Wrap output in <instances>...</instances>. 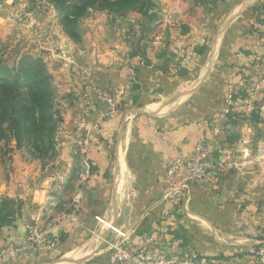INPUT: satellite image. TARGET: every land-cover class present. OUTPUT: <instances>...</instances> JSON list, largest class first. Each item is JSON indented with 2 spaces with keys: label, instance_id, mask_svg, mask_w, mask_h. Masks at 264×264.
<instances>
[{
  "label": "crops",
  "instance_id": "0c3cea01",
  "mask_svg": "<svg viewBox=\"0 0 264 264\" xmlns=\"http://www.w3.org/2000/svg\"><path fill=\"white\" fill-rule=\"evenodd\" d=\"M253 2L230 0L225 27L192 21L177 6L171 21L163 14L113 44L96 40L98 55L74 61L92 94L70 119L72 139L89 141L77 151L86 161L83 180L67 192L78 156L68 145L52 178L37 179L27 167L3 185L0 245L23 241L27 248L0 264H108L119 243L152 255L248 264L259 242L244 231L264 226V194L247 191L264 192V164L246 168L249 150H230L232 136L222 128L224 109L246 100L242 83L260 66L247 39ZM202 140L213 144L208 180L180 203L168 201V164Z\"/></svg>",
  "mask_w": 264,
  "mask_h": 264
},
{
  "label": "rangeland",
  "instance_id": "374dc122",
  "mask_svg": "<svg viewBox=\"0 0 264 264\" xmlns=\"http://www.w3.org/2000/svg\"><path fill=\"white\" fill-rule=\"evenodd\" d=\"M64 3L68 4V0H0V61L11 69L17 67L23 57L39 58L44 63V72L52 85V96L49 98L52 107L48 108L52 119L47 118L44 121V111L39 108L36 126L33 127L30 121L21 123L20 141L14 137L9 130L8 121L5 120L11 109L5 115L4 111L8 106L6 103L1 105L0 190L11 180L19 179L20 177L14 176H20L27 167L29 172L36 174L37 179L42 176L52 178L55 171L53 169L59 165L58 159L63 148L70 145L72 155L73 151L74 155H78L77 151L83 152L82 146L86 148L82 141L72 139L74 125L70 124V119L77 117L79 104L89 105L88 99L92 94L87 90L88 76L78 78L84 73L83 65L76 67L74 61L80 58L83 60V57L89 60V55H93L95 51L98 55L99 45L94 44L96 40L113 44L119 39L129 37L133 29L152 24L162 18L163 14L165 21H171L173 14L170 12L177 6L182 7L192 21H217V27H225L228 18L221 19L230 7V0H88L84 8L68 12L76 19V23L68 24L60 10ZM246 10L252 15V27L247 31L248 44L251 45L256 36L264 38V0H254ZM137 33L131 38H137ZM250 49L252 50L251 47ZM252 53L257 55L255 57L259 56L260 66L256 71L250 70L253 78L248 77L242 83L241 90L246 92V100L241 98V103H229L231 113L226 116L222 129L229 137L232 136L227 139L230 142L229 149L249 150L253 156H246L249 163L245 167L258 171L264 164V51L252 50ZM101 94L103 96V92L99 93ZM6 99L4 102H7ZM39 127L44 129L37 131ZM243 136L247 140L241 142ZM74 161V172L66 180L69 184L67 192L73 190L74 181L83 180L84 177L82 173L83 166L86 165L85 159L78 155ZM47 170L48 176L43 173ZM257 191L264 194L262 190L247 192L256 194ZM259 229L263 233L252 237L259 242L256 245L257 250L246 259L243 257L248 264H264V226ZM248 230L249 232L244 231L248 236H252L253 231H258L257 228ZM173 259L175 264L230 262L227 259H211L198 255H176Z\"/></svg>",
  "mask_w": 264,
  "mask_h": 264
},
{
  "label": "built area",
  "instance_id": "2783aa9c",
  "mask_svg": "<svg viewBox=\"0 0 264 264\" xmlns=\"http://www.w3.org/2000/svg\"><path fill=\"white\" fill-rule=\"evenodd\" d=\"M253 38L251 48L253 51H264V38L256 36ZM230 101V98H228ZM227 101V102H228ZM229 103V102H228ZM231 103V102H230ZM249 106V103H247ZM231 113L228 106L224 109V114ZM217 134L216 128L213 129V136ZM85 146H89V141H85ZM213 144L209 141H199L192 154L186 159H174L167 166V174L164 182L165 197L173 203H180L186 193L193 185L206 183L210 172L215 163L212 160ZM246 232H249L246 229ZM263 230L253 231L252 236L257 237ZM27 245L22 241L20 245L6 243L0 245V262L7 261L15 257L19 252L25 250ZM173 257L161 255H152L146 253L142 248L131 246L129 244H114L109 252L108 264H175Z\"/></svg>",
  "mask_w": 264,
  "mask_h": 264
},
{
  "label": "trees",
  "instance_id": "16d2710c",
  "mask_svg": "<svg viewBox=\"0 0 264 264\" xmlns=\"http://www.w3.org/2000/svg\"><path fill=\"white\" fill-rule=\"evenodd\" d=\"M87 1L68 0V4L64 3L60 6L66 23H76L75 17L68 12L84 8L87 6ZM43 68L44 63L39 58L23 57L17 67L11 69L0 61V110L3 109L1 105L4 103L8 106L5 109L7 112L3 110L5 115L11 109L9 117L5 120L9 123V130L18 140L22 132L21 123L30 121L33 127L36 126V114L40 109L44 111V121L47 118L52 119V113H48V108L52 107L49 99L52 96V85ZM7 93L10 98H7ZM5 99L7 102H4ZM43 129L44 127H39L37 131Z\"/></svg>",
  "mask_w": 264,
  "mask_h": 264
}]
</instances>
